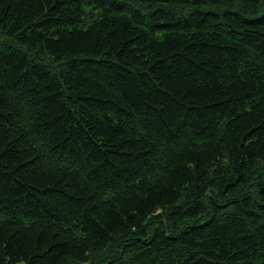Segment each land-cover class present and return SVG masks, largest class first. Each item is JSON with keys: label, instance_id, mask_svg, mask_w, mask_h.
Returning <instances> with one entry per match:
<instances>
[{"label": "trees", "instance_id": "16d2710c", "mask_svg": "<svg viewBox=\"0 0 264 264\" xmlns=\"http://www.w3.org/2000/svg\"><path fill=\"white\" fill-rule=\"evenodd\" d=\"M0 264H264V0H0Z\"/></svg>", "mask_w": 264, "mask_h": 264}]
</instances>
